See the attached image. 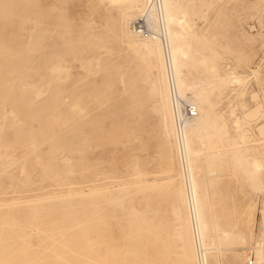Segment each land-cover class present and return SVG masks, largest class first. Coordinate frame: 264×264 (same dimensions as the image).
Wrapping results in <instances>:
<instances>
[{
  "label": "rangeland",
  "instance_id": "1",
  "mask_svg": "<svg viewBox=\"0 0 264 264\" xmlns=\"http://www.w3.org/2000/svg\"><path fill=\"white\" fill-rule=\"evenodd\" d=\"M150 1L0 0V264H185L186 217L200 263L194 208L174 211L191 182L176 112L193 104L168 107L172 68L132 52L142 39L130 28ZM173 4L186 17L175 27L189 53L181 77L198 92L220 84L208 99L223 135L214 127L209 149L194 139L190 156L207 264H264V0ZM144 182L157 191L136 194ZM120 187L131 196L116 197Z\"/></svg>",
  "mask_w": 264,
  "mask_h": 264
},
{
  "label": "bare ground",
  "instance_id": "2",
  "mask_svg": "<svg viewBox=\"0 0 264 264\" xmlns=\"http://www.w3.org/2000/svg\"><path fill=\"white\" fill-rule=\"evenodd\" d=\"M115 2H124L127 5H130V8H133L135 6H138L137 3H139V0H113ZM174 0H151L150 2H152L149 5V9L148 12L146 14V21H147V26L154 32L155 34H158L163 27H165V31H164V39L161 35H155L156 38H154L155 36H151V37H147V38H143L138 36L137 34H135V32L133 30L130 31L131 33L135 34L136 36H138V38L140 37L142 41L140 44H138L137 46H135L132 50L133 54L135 57H140L143 56L145 57V59L147 61H151L153 59V57L157 56L158 58V65L160 70H162V72L164 73V68L166 66V61L169 64V68H172V71L174 73V79H175V85H176V97L173 94V102L171 101V94L169 95L167 86L164 88L163 90V96H164V100L165 103L168 107L171 108V103L172 106L174 105L173 103L178 102L179 99L181 98H185L184 100H187L188 102H191L193 104V106L195 107L196 110V115L190 118H186L183 122V124H185L187 130H186V134L182 136L181 139V145L183 151L185 152V161L187 163V168L189 169L188 172V176H189V180H191L190 182V187H189V183H188V188L187 190L180 188L177 191L174 192V197H178V203H176V201L174 203L178 204L175 207V213L176 214H180V208H179V204H181L184 207V204L186 203V206L188 205V210L190 209L189 207H193L194 208V215H192L194 218H192L194 220V228L196 226V240H198V243L200 245V248L197 247V249L199 250V252L197 251V254L199 253V260L201 264H207V252L209 254V250L210 248H208L209 244H208V234H209V227L207 224V220H206V216H205V200L203 201V198L200 196V194L198 193V185L196 183V178L194 176V167H192V160L190 159V156H193L195 154L196 151H194L192 149V142L195 139L196 141L200 142L202 147H204L205 145H207V149L208 146L214 147L216 148V145H218L217 143L219 142V140L216 139L217 137V133L220 134V129L218 130L216 127V122L215 120L212 121L214 119H211V113H212V103L209 101L208 99V95L212 94V92L214 91V88L219 87V85H215L212 88L208 87V89L203 88L201 91H196L197 86L201 84V82L199 80L194 81V82H189L186 79L181 77V73L184 67V59L189 56L188 51L183 48L182 46V42L185 38H181L179 33L176 31L175 27L177 24L179 25H185L183 23L186 22V17L184 15V10L182 11L181 7H178L176 4H173ZM146 2H149V0H146ZM177 2V1H176ZM144 3V1H143ZM157 3V4H156ZM188 3V2H187ZM114 5V4H113ZM110 6V5H109ZM136 8V7H135ZM139 8V6L137 7V9ZM145 8H148L147 6ZM136 10V9H135ZM144 10V9H143ZM133 12V11H132ZM144 11H142L143 13ZM141 13V14H142ZM186 13V12H185ZM138 13H129L126 20L128 22H130L132 24V22L135 20V18L138 16ZM181 16V17H180ZM178 25V26H179ZM182 25L180 26V28H182L181 30H183ZM128 27V26H127ZM188 29V28H187ZM186 29V30H187ZM126 30V29H125ZM127 31V30H126ZM182 32V31H181ZM187 32V31H186ZM185 33V31L183 32ZM189 34V32H188ZM188 34H186L188 36ZM185 35V36H186ZM190 37V36H189ZM186 37V38H189ZM163 42H161V41ZM186 40V39H185ZM190 41V39H189ZM184 44V43H183ZM164 47V51L165 54L163 53V48ZM186 47V46H185ZM189 48V47H188ZM166 55V56H165ZM216 55V54H215ZM167 57V59H166ZM155 60V59H154ZM164 75V74H163ZM217 75V74H216ZM215 76V75H214ZM246 76V75H245ZM228 77L230 79L229 76H225ZM233 77V76H232ZM235 77V76H234ZM244 77V76H243ZM214 79V78H213ZM221 79V78H220ZM224 79V78H223ZM250 79V78H249ZM244 80V79H243ZM221 81V80H220ZM219 81V82H220ZM230 82V81H229ZM235 82V81H234ZM240 83V79L236 78V83ZM242 82V81H241ZM245 82V80H244ZM232 83V82H231ZM237 83V84H238ZM166 85V84H165ZM214 85V83H213ZM239 85V84H238ZM209 89H211V91H209ZM237 89V88H236ZM39 93V92H38ZM38 95V94H37ZM36 97V96H35ZM171 101V102H170ZM233 103V102H232ZM219 105V104H218ZM217 106V105H216ZM215 106V107H216ZM214 107V108H215ZM231 115V114H230ZM219 116V115H218ZM176 117L178 120H181V118H183V114L180 110H178L176 112ZM175 117V118H176ZM174 118V119H175ZM15 120V119H14ZM13 120V121H14ZM217 120V119H216ZM17 121V120H16ZM173 121V118H172ZM259 121V120H258ZM174 122H172L171 124V129H170V133H174ZM218 130V132H211V130ZM227 127V126H226ZM221 129H225L223 127H220ZM240 128V127H239ZM226 134V133H225ZM223 135V134H220ZM219 135V136H220ZM240 135V134H239ZM246 138V137H245ZM245 138H243L245 140ZM235 139V138H234ZM221 140V139H220ZM230 140V139H228ZM236 140V139H235ZM221 142V141H220ZM220 144H223V142H221ZM229 144V143H228ZM243 144V143H242ZM245 144V143H244ZM223 146V145H221ZM234 146V145H233ZM232 147V146H231ZM225 148V147H224ZM213 149V148H212ZM223 149V148H222ZM207 151V150H206ZM211 151V150H210ZM201 153V152H199ZM218 153V152H217ZM198 154V152H197ZM214 156H217V154H213ZM221 156V155H220ZM213 157V156H212ZM36 159V158H35ZM38 159V158H37ZM254 162H253V169L254 171H258L261 168V164L258 160H256L255 158ZM236 161L241 160L240 157L236 156L235 157ZM40 161V160H39ZM244 161H247L244 160ZM7 162V161H5ZM11 162V161H9ZM8 162V163H9ZM18 163V162H17ZM238 163V162H237ZM248 163V162H247ZM190 164V165H189ZM16 165V164H14ZM12 165V166H14ZM2 166V165H1ZM0 166V167H1ZM4 166V165H3ZM249 166V165H248ZM10 167V165H9ZM251 167V166H250ZM246 168V167H245ZM263 168V167H262ZM22 169V168H21ZM4 170V169H3ZM183 170V169H182ZM244 170V169H243ZM5 171V170H4ZM184 172V171H183ZM245 172V171H244ZM252 171H250L249 173H251ZM1 173V172H0ZM215 173V172H214ZM260 173V172H259ZM257 175V173H256ZM252 176V174H251ZM254 176V173H253ZM237 178V177H236ZM172 179V178H171ZM174 179V178H173ZM152 183V182H151ZM149 183V184H151ZM156 183V181L154 182ZM162 183V182H161ZM187 184V183H186ZM141 186L136 190V194H145L147 192H156L157 191V187L155 185H147L145 184H140ZM163 185V184H162ZM256 184H254L255 186ZM137 186V185H136ZM159 186V185H158ZM161 186V185H160ZM258 185H256L255 188H257ZM124 187V186H122ZM122 187H120V191H119V195L116 197H128L131 196V194H127L128 190L126 191L124 188L122 189ZM105 190V189H104ZM98 191V190H96ZM126 191V193H125ZM161 191V190H160ZM135 192V191H134ZM91 193V192H90ZM89 193V194H90ZM97 193V192H95ZM127 195H125V194ZM88 194V193H87ZM88 194V195H89ZM135 194V195H136ZM207 194V193H206ZM75 195V194H74ZM78 195V194H77ZM75 195V196H77ZM84 195V194H82ZM70 196V195H69ZM79 196V195H78ZM59 197V196H58ZM62 197V196H61ZM66 197V196H65ZM71 197V196H70ZM74 197V196H73ZM103 197H112L110 195H103ZM51 199V198H50ZM57 199V198H56ZM59 199V198H58ZM119 199V198H118ZM42 200V199H41ZM48 200V199H47ZM55 200V199H54ZM120 200V199H119ZM114 201V199H113ZM40 202V201H39ZM30 203V202H28ZM111 203V202H110ZM147 203V202H146ZM121 204V203H120ZM191 204V205H190ZM11 205V204H10ZM17 205V204H16ZM28 205V204H27ZM8 206V205H7ZM174 207V205H173ZM66 208V207H65ZM64 208V209H65ZM191 208V209H193ZM174 209V208H173ZM185 209V207L183 208ZM37 210V209H36ZM100 210V209H99ZM183 212V210H182ZM98 213V212H97ZM158 213V212H157ZM160 213V212H159ZM174 213V214H175ZM192 213V214H193ZM245 213V212H244ZM143 214V213H142ZM173 214V215H174ZM178 214V215H179ZM183 214V213H182ZM96 215V214H95ZM144 215V214H143ZM184 215V214H183ZM133 216V215H132ZM140 216V215H139ZM135 217V216H134ZM178 217V216H177ZM185 217V216H184ZM91 218V217H90ZM116 218V217H115ZM185 219V218H184ZM177 220L175 218V221H181V223L183 222L182 220ZM145 220V219H143ZM151 220V219H150ZM154 220V219H153ZM86 221V220H85ZM99 221V220H98ZM146 221V220H145ZM186 221V222H185ZM182 224H179L180 226H177V228L179 227V230L177 231V238L178 240L183 242V249H181L182 251H184V253L182 252V255L184 256V263L185 264H192L193 261L195 260V249L193 246V243L191 242V239L189 238V233H188V227H187V217ZM143 222V221H142ZM148 222V221H146ZM146 222L145 225L147 224ZM173 222V221H172ZM139 223V222H138ZM160 223V222H159ZM180 223V222H179ZM196 224V225H195ZM3 225V224H2ZM1 225V226H2ZM85 225V224H84ZM130 225V224H129ZM144 225V226H145ZM148 225V224H147ZM164 225V224H163ZM133 226V225H132ZM193 226V225H192ZM130 228V227H129ZM136 228V227H135ZM162 228V227H161ZM37 229V228H36ZM132 229V227H131ZM139 228H137L138 230ZM168 229V227H167ZM2 230V229H1ZM141 230V229H140ZM148 230V229H145ZM160 230V229H159ZM195 230V229H194ZM36 231V230H35ZM58 231V230H57ZM154 231V230H153ZM168 231V230H167ZM66 232V231H65ZM139 232V230H138ZM144 232V231H143ZM149 232V231H148ZM163 232V230H162ZM194 232V231H193ZM224 232V231H222ZM151 233V232H150ZM226 233V232H224ZM139 234V233H138ZM142 234V233H141ZM140 234V235H141ZM157 234V233H155ZM1 235V234H0ZM125 235V234H124ZM132 235V234H131ZM159 235V234H158ZM127 236H130L129 234ZM126 236V237H127ZM51 238V237H50ZM131 238V237H130ZM158 239V237H157ZM135 240V239H134ZM159 240V239H158ZM157 240V242H158ZM211 241V240H210ZM4 242V241H3ZM57 242V241H56ZM154 242V241H153ZM181 242V243H182ZM59 244V243H58ZM53 246V245H52ZM51 246V247H52ZM64 247V246H63ZM127 247V246H126ZM3 248V247H2ZM89 249V248H88ZM127 249V248H126ZM196 249V250H197ZM218 249V248H217ZM48 250V249H47ZM131 250V249H130ZM136 250V249H135ZM201 250V251H200ZM205 251V252H204ZM167 252V251H166ZM169 252V251H168ZM16 253V252H15ZM73 253V252H72ZM126 253V252H125ZM131 253V252H130ZM75 254V253H74ZM135 254V253H134ZM178 254V253H177ZM41 255V254H40ZM78 255V254H77ZM132 255V254H131ZM138 255V254H137ZM181 255V256H182ZM136 256V255H135ZM198 256V255H197ZM198 256V257H199ZM60 257V256H59ZM82 257V256H81ZM170 257V256H169ZM58 258V257H57ZM183 259V258H182ZM88 260V259H87ZM168 260V259H167ZM198 260V259H197ZM91 261V260H90ZM93 261V260H92ZM8 262V261H7ZM33 262V261H32ZM173 262V261H172ZM195 262V261H194ZM178 263V262H177ZM199 263V264H200ZM150 264V263H149ZM174 264V263H173ZM196 264V263H195Z\"/></svg>",
  "mask_w": 264,
  "mask_h": 264
},
{
  "label": "built area",
  "instance_id": "3",
  "mask_svg": "<svg viewBox=\"0 0 264 264\" xmlns=\"http://www.w3.org/2000/svg\"><path fill=\"white\" fill-rule=\"evenodd\" d=\"M147 12H148V10L145 11L144 13H142L140 15V17L137 18L132 24V30L135 32V34H137L138 36L143 37V38H147V37H151V36L153 37L155 35H158V34L154 35V32L147 26V21H146ZM159 35H161L163 37V39L165 38L164 34H159ZM174 96L176 97V93H174ZM195 115H196V110H195V107L193 105H188L184 109V115H183L184 117L190 118V117H193Z\"/></svg>",
  "mask_w": 264,
  "mask_h": 264
}]
</instances>
